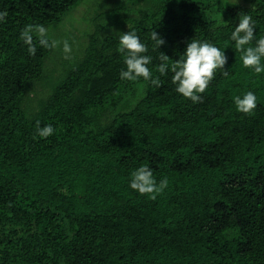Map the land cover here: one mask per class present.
Masks as SVG:
<instances>
[{
	"label": "trees",
	"instance_id": "obj_1",
	"mask_svg": "<svg viewBox=\"0 0 264 264\" xmlns=\"http://www.w3.org/2000/svg\"><path fill=\"white\" fill-rule=\"evenodd\" d=\"M83 1L0 0V264H264V73L230 39L246 13L264 36V0H134L48 75L52 49L30 55L20 31L56 26ZM129 30L148 44L159 86L120 78L118 32ZM153 30L165 40L156 49ZM192 38L224 50L229 71L196 103L157 69ZM248 90L257 105L239 112L234 97ZM37 122L54 134L38 137ZM142 163L168 178L155 199L129 187Z\"/></svg>",
	"mask_w": 264,
	"mask_h": 264
},
{
	"label": "clouds",
	"instance_id": "obj_2",
	"mask_svg": "<svg viewBox=\"0 0 264 264\" xmlns=\"http://www.w3.org/2000/svg\"><path fill=\"white\" fill-rule=\"evenodd\" d=\"M7 11H0V22H4ZM221 23H227L221 21ZM254 20L249 14H241L239 23L231 31L230 39L234 41L235 48L242 52V63L246 68L255 73H264V36H257L254 27ZM117 51L123 55L124 67L121 68L119 76L122 80L137 81L143 78L153 85L159 86V76H153L149 65L153 57L149 52V46L141 40L135 30L118 32ZM19 39L27 46L30 55H35L37 45L46 49H58L62 47L67 55L72 51V43L69 39L55 38L51 34L50 27L42 23L26 24L20 31ZM152 47L159 48L165 43L164 38L156 31L151 33ZM254 42V43H253ZM161 63L157 66L158 72L163 75L169 70L172 72L171 81L175 91L193 103L203 99L202 93L208 87L210 81L221 70L224 76L229 75L225 69L228 57L225 51L215 43L190 39L179 59L169 63V56L161 52ZM236 110L243 113H250L257 105L256 93L252 90L234 97ZM55 128L52 124L39 126L37 122L36 132L38 137L47 138L54 134ZM168 178L165 176L159 181L154 176L153 169L146 163L140 164L130 173L129 187L140 194H150L153 199L163 192L168 185Z\"/></svg>",
	"mask_w": 264,
	"mask_h": 264
},
{
	"label": "rangeland",
	"instance_id": "obj_3",
	"mask_svg": "<svg viewBox=\"0 0 264 264\" xmlns=\"http://www.w3.org/2000/svg\"><path fill=\"white\" fill-rule=\"evenodd\" d=\"M133 2L134 0H84L68 13L60 24L51 26V34L55 38L69 39L72 43V51L66 55L62 47L52 50L47 61V74L58 75L67 64L81 59L89 46L90 36L100 26L106 25L108 12L136 8L138 4ZM234 3L242 8H248V5L241 1L235 0ZM120 14L123 16L122 13ZM47 85V81L42 82L29 90L28 102L31 105H34L41 97Z\"/></svg>",
	"mask_w": 264,
	"mask_h": 264
}]
</instances>
